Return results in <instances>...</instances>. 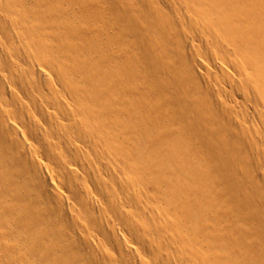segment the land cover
<instances>
[{
	"label": "bare ground",
	"instance_id": "1",
	"mask_svg": "<svg viewBox=\"0 0 264 264\" xmlns=\"http://www.w3.org/2000/svg\"><path fill=\"white\" fill-rule=\"evenodd\" d=\"M0 264H264V0H0Z\"/></svg>",
	"mask_w": 264,
	"mask_h": 264
}]
</instances>
